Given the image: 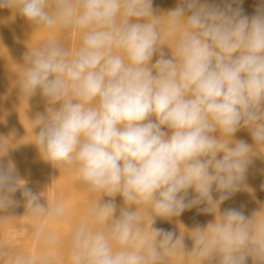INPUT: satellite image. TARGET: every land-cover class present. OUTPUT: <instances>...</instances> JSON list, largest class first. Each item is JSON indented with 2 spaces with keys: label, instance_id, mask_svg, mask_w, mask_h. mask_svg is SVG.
Segmentation results:
<instances>
[{
  "label": "clouds",
  "instance_id": "obj_1",
  "mask_svg": "<svg viewBox=\"0 0 264 264\" xmlns=\"http://www.w3.org/2000/svg\"><path fill=\"white\" fill-rule=\"evenodd\" d=\"M0 8L42 31L81 37L75 51L46 40L15 74L20 96L39 94L47 104L29 119L30 143L100 193L71 233L69 264H167L178 256L264 264L262 209L251 217L219 212L241 190L252 158L264 154V5L251 17L231 3L200 0H180L163 13L152 0H0ZM241 129L252 144L234 139ZM12 147L0 137V157ZM21 188L25 214L37 221L35 240L55 245V234L38 222L65 220L67 206L48 197L40 203L10 161L0 164V212L16 204L12 196ZM117 195L124 201L118 215ZM201 204L215 219L184 227L190 250L185 232L154 227ZM4 258L52 264L0 248Z\"/></svg>",
  "mask_w": 264,
  "mask_h": 264
},
{
  "label": "bare ground",
  "instance_id": "obj_2",
  "mask_svg": "<svg viewBox=\"0 0 264 264\" xmlns=\"http://www.w3.org/2000/svg\"><path fill=\"white\" fill-rule=\"evenodd\" d=\"M179 2L180 0H152V5L154 11L163 13L175 8ZM200 2L215 3L220 6L231 3L233 8H241L243 14L249 17L256 13L258 7L264 5V0H236L235 3L232 0H200ZM49 39L63 43L69 51H75L81 44L80 34L75 31H42L15 10L0 8V137L13 145L6 156L0 157V164L6 167L10 161L15 167L17 177L23 180L25 186L33 193L40 196V203L46 204L47 197L50 200H59L67 206L68 215L65 220L58 223H49L46 219L38 222L57 237L55 245L44 246L34 238L37 221L25 214L23 189H18L12 196L16 204L0 212V248H7L12 255L35 256L42 262L69 264L71 233L74 227L86 218L100 193H90L82 183H78L75 180V169L66 171L63 168H55L44 160L37 147L30 143L34 140V135L29 119H34L38 113H44L47 104L39 94L28 100L20 96L15 74L19 73V65L24 63V55ZM165 51L170 55L169 50L165 49ZM234 139L243 140L248 144L253 143L247 129L237 131ZM193 195L190 190L189 199L193 198ZM213 196L215 199L218 194L214 192ZM108 199L110 198L102 197V202ZM114 203L117 205L118 215L119 209L124 206V201L117 195ZM206 206L201 204L193 207L171 221L157 219L154 227L172 231L177 236L196 225L204 227L215 219L213 214L200 211ZM229 209L241 211L246 217H251L254 212L262 209L261 216L264 217V154L257 153L252 158L241 190L219 206L220 213ZM141 212L143 214L144 210L142 209ZM184 236L186 249L190 250L192 241L187 232ZM0 264H7V258L0 259ZM167 264H200V262L195 256H178L171 258ZM247 264H252L250 258Z\"/></svg>",
  "mask_w": 264,
  "mask_h": 264
},
{
  "label": "rangeland",
  "instance_id": "obj_3",
  "mask_svg": "<svg viewBox=\"0 0 264 264\" xmlns=\"http://www.w3.org/2000/svg\"><path fill=\"white\" fill-rule=\"evenodd\" d=\"M6 31H9V30H6ZM168 261H170V260H168Z\"/></svg>",
  "mask_w": 264,
  "mask_h": 264
}]
</instances>
